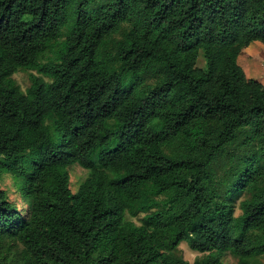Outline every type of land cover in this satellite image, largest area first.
<instances>
[{
	"label": "trees",
	"instance_id": "trees-1",
	"mask_svg": "<svg viewBox=\"0 0 264 264\" xmlns=\"http://www.w3.org/2000/svg\"><path fill=\"white\" fill-rule=\"evenodd\" d=\"M255 40L264 0H0V173L26 204L0 188V264L264 254V85L238 62Z\"/></svg>",
	"mask_w": 264,
	"mask_h": 264
},
{
	"label": "rangeland",
	"instance_id": "rangeland-1",
	"mask_svg": "<svg viewBox=\"0 0 264 264\" xmlns=\"http://www.w3.org/2000/svg\"><path fill=\"white\" fill-rule=\"evenodd\" d=\"M238 62L244 69L247 76L258 79L264 85V47L261 42L255 40L249 46H247L239 55ZM197 65L200 67L204 66V59L201 52L197 59ZM30 73L36 75L38 74L35 70H21L13 75L15 82L22 90H25L30 84ZM227 166L228 161L216 163L213 165L214 172L216 170L218 174H220L227 168ZM68 170L70 174L69 187L72 192H76L80 183L84 180L87 174V169L75 163L69 166ZM0 188L6 191L9 200L15 203V205L24 213L26 210V204L21 199L17 190L15 179L11 174L0 173ZM244 197L245 195H242L238 201ZM238 201L236 204H238ZM236 213H239L238 208L236 209ZM142 215L143 214H139L136 217H131V219L134 222L139 223V218ZM177 250L178 253L189 262H192L195 257L202 255V253L190 249L184 240L179 243ZM222 261L224 264H237V258L228 252L223 255ZM249 261L250 264H264V254L251 258Z\"/></svg>",
	"mask_w": 264,
	"mask_h": 264
}]
</instances>
